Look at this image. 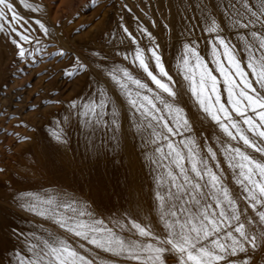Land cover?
<instances>
[{
  "label": "snow or ice",
  "instance_id": "6c2138e0",
  "mask_svg": "<svg viewBox=\"0 0 264 264\" xmlns=\"http://www.w3.org/2000/svg\"><path fill=\"white\" fill-rule=\"evenodd\" d=\"M17 4L31 13L27 20ZM121 7L130 14L136 5ZM168 12L171 20L150 17L147 24L135 17L139 40L124 16L104 33L130 39L133 51L110 40L79 52L71 39L64 42V24L47 16L44 4L0 0V39L15 75H26L44 58H59L67 61L62 76L82 74L94 83L84 96L30 103L33 120H21L25 130L14 133L21 153L29 151L24 145L35 149L32 168L50 148L70 149L74 128L88 158L79 168V186L49 181L52 187L35 192L9 182L0 196L11 199L17 214L43 218L57 230L34 219L30 229L0 220V246L17 241L5 249L7 264H264V0H169ZM197 28L207 34L203 47ZM160 31L179 45L175 74ZM117 57L137 65L143 78L116 64ZM109 78L123 100L109 94ZM2 87L7 95V83ZM65 104L62 115L41 120L44 107ZM34 121L48 124L46 142L36 128L26 130ZM137 161L141 171L147 169L155 224L147 217L141 223L139 207H133L130 173ZM120 168L123 188L116 178ZM7 174V164L0 166V175ZM110 181L116 192L109 191ZM138 187L142 193L143 178ZM126 193L128 206L112 202L113 195L123 200Z\"/></svg>",
  "mask_w": 264,
  "mask_h": 264
},
{
  "label": "bare ground",
  "instance_id": "6f19581e",
  "mask_svg": "<svg viewBox=\"0 0 264 264\" xmlns=\"http://www.w3.org/2000/svg\"><path fill=\"white\" fill-rule=\"evenodd\" d=\"M88 1H90V0H79L80 4L78 6H82L83 3L85 5L88 3ZM30 2L40 3L38 0H30ZM125 2H129L130 6L136 5V7L133 8L132 13L129 14L126 11L122 10L121 6ZM52 3H55V2L53 1ZM116 3H117L116 4V7H117L116 8V14L113 17V21H112V25H111L110 29H116L117 21H119L120 16H124L125 23H127L129 25L130 30H133V34L137 36L138 40L140 39L139 34L134 31L136 28L135 17L140 16L142 18V20L145 22V24H147L149 22L150 17L151 18H160L162 16H167V18L169 20H171L173 18L172 15L169 14V12H168L169 0H117ZM50 5L52 6L54 4L50 3ZM145 5H150V7L145 8ZM55 6L56 5L52 6L53 9ZM17 7L19 8L22 15L29 18V16H30V15H28L29 10L22 8L19 4H17ZM56 7H58V6H56ZM58 10H57V12H58ZM145 11L148 13L147 16L144 15ZM55 12H56V10L53 11V13H55ZM174 12H175V10H173V13ZM195 15L199 16V12H197ZM53 16L55 18V15H53ZM175 20L177 22L176 23V31H177V33H179L180 27H181L180 16L175 15ZM159 22L160 21L158 20V23ZM196 22L197 21H195V20L193 21V23H196ZM106 31L107 30L102 29L101 34H99L100 32L98 31V36L101 35L100 37H102V39H103V44H105L107 41L111 40L112 44L117 45L118 47H120L121 50H124V51H133L134 50V45L131 44L130 39H128L126 37H121L119 34H117V36L115 38H112V37L104 34V33H106ZM154 34H157V33L154 32ZM227 34L233 38V43H237V41L235 39V32L228 31ZM195 35L200 37L199 43H201V46L203 47V44L205 43L204 38L207 34L206 33L201 34L200 28H197ZM68 36H69V33H68ZM75 36H78L81 38L82 35L80 36V35L76 34ZM67 37L65 38V40L67 39ZM159 37L165 41L164 56H165L166 64H168L170 62L171 72L173 74H175L176 67H175V60L173 58L179 54V45H177L175 43L174 39L172 41H169L168 37L166 36V34L163 31L159 32ZM121 39H123V41H124L123 44H120ZM94 40L96 41V44H100L93 37V41ZM77 42H79V41H77ZM146 43H147L146 40L142 41L141 46L143 47L144 44H146ZM75 44H76V42H75ZM3 45H4V41L2 39H0V47L2 48L0 50V63L1 62L2 63L3 62L8 63L7 61H9L8 59H10V53L5 54L7 52V49H4ZM107 46L111 47V45H107ZM241 46H242L241 43H237V47H241ZM72 47H73V45H72ZM79 47H81V46H79ZM75 48H78V47H75ZM82 48H86L89 50V46L87 44L85 46H82ZM201 54L203 55L204 53L202 52ZM115 63L121 65L122 67H128L129 70L132 71L133 75L137 76L138 78H143V76H144V74L142 73V70H138L137 65H132L130 63V61H126V60H123V58L117 57L115 60ZM150 67H151V64H150ZM4 70H2V71L0 70V82H2V77L7 72V71H5V73H4ZM105 85L109 90V94L113 95L114 98L119 97L121 100L124 99L122 94L119 92V89L116 87L114 82H112L110 80V78L105 82ZM93 88H94V83H93L92 78L91 77H83V79L77 84V93H79L81 96H84V95L92 92ZM48 132H49V128L45 129L42 132V142H46ZM78 132H79L78 129H75V128L73 129V139H72V145H71L70 149L61 150V151H56L54 148L49 149V150H51V152H53L56 155L57 160L55 158H53L55 155H53V153H52L53 156H51V153L49 151L46 158H44L42 160L44 169H42L38 172L30 173L28 175V177L25 179L13 178L11 181L14 182V186L19 187L22 190H26V191L41 192L42 189H47V188L52 187V185L49 183V181H55L58 184L64 183L66 185L69 182L77 183V180L79 178V183H84V177L80 175L79 168L82 165V163L85 160H87L88 153L85 151L83 142L82 141L78 142ZM213 146L215 147V145H213ZM53 159H55V160H53ZM221 162H222V166L225 167V170L227 172L228 171L227 166L223 164L222 157H221ZM125 163H127V158L125 159ZM146 173H147V169L145 168L141 171L140 161H137L135 163L134 169L130 173V178L134 181L133 185H132V189H131V192L134 196L133 207H137V206L139 207L140 222L141 223H143L144 218L147 217L148 220L152 221L155 224L157 217H156L155 209L152 206V198L148 195V193H149V181L147 178H144ZM124 174H125V169H123V168H120L119 171L116 172V178L119 179L121 188H123V186H124ZM142 178H143V192L141 193L138 185L141 183ZM226 182L228 183L230 188H235L234 182L232 181L230 175H228ZM79 183H77V186H79ZM84 188H85V191L88 190L86 183L84 184ZM4 190H6V189H4ZM4 190L0 191V194L6 195L8 193V189H7V191H4ZM109 191L116 192L115 185L111 181L109 182ZM112 202L115 203L117 206H119L120 204H124L125 206H128V194L127 193L125 194V199H123V200L120 198L119 195H113ZM18 211L19 210L12 204L10 198H3L2 196H0V220H2V221H13L14 223L20 224L21 227H23L25 229H30L32 227V225L30 223H28V220L34 219L35 223H43V224H45L46 227H50L54 231L57 230L54 225H51L50 222L43 220V218H39V217L33 218L30 215H26V214H19L18 215L17 214ZM22 215L25 216L24 219H21ZM6 230L7 229H5V231ZM12 244H17V241L14 238H12L10 241L6 239L3 246H0V261H3V264H7V259H8V252L5 251V249H10ZM105 255H107V254H105Z\"/></svg>",
  "mask_w": 264,
  "mask_h": 264
},
{
  "label": "rangeland",
  "instance_id": "374dc122",
  "mask_svg": "<svg viewBox=\"0 0 264 264\" xmlns=\"http://www.w3.org/2000/svg\"><path fill=\"white\" fill-rule=\"evenodd\" d=\"M38 1L46 6L47 16H50L54 20H59L64 24V28L60 30L65 36L64 40L68 36V33H71L73 36H68L65 40L66 42H64L67 43L71 38L73 47H78L76 49L79 52L88 51V49L82 48L86 44L88 46L90 44H96V41H93V37L97 42L103 44V39L100 37L101 35L98 36V31L101 34L102 29H110L117 8V0H96L95 4L90 0L85 5L83 3L82 6H78L80 4L79 0ZM53 1L56 4L52 3ZM50 3L58 6H55L56 8L54 7L56 14L53 13L55 10L52 6L54 5L51 6ZM52 14L55 15L56 19ZM28 15H31V13L28 12ZM25 18L28 19V17ZM85 24L91 25V27L79 34L80 36L82 35L81 38L75 36L77 34L75 29ZM31 26L36 27L34 24ZM87 36H91L92 39H84ZM77 44H80L79 46L81 47ZM8 60L10 61V59ZM9 61H7L8 63H0V70L5 69L4 73L7 71L2 77V82H0V166L4 164L8 166L7 176L0 175V191L4 189H6L4 191H7L8 184L12 182L11 180L13 178L25 179L30 173L44 169L42 161L38 168L31 167L35 160V157H32L30 154L31 151H35L32 146L24 145V148L29 149V151L21 153L20 148L17 146L18 142L15 141L14 133L25 130L20 126L21 120L25 123L33 120L32 110L28 105L30 103H40L42 100L51 99L57 95L65 98L72 97L77 94V84L84 77L82 74H78V78L62 76L61 69L67 61L59 58H44L42 62L36 63L34 67L26 69L27 74L22 76L15 75V69L10 67L11 61ZM4 83H7V95L4 94L5 89L2 88ZM29 83V87L18 88L19 85ZM35 93H39V95H34ZM21 96L23 99H20ZM64 107H66V104L56 107H44L42 109L43 114L41 120L47 121L50 119L49 113H53L57 117L62 115ZM32 128L37 129V133L42 140V132L49 128V126L47 123L42 124L41 121H34L33 123L27 124L26 130L31 132ZM49 151L51 156L55 155L51 150ZM53 158L57 160L56 155Z\"/></svg>",
  "mask_w": 264,
  "mask_h": 264
}]
</instances>
